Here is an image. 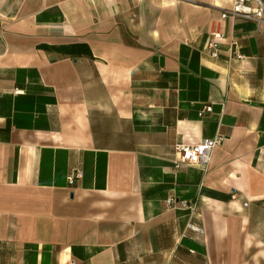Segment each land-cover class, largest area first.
Here are the masks:
<instances>
[{"label": "crops", "instance_id": "crops-1", "mask_svg": "<svg viewBox=\"0 0 264 264\" xmlns=\"http://www.w3.org/2000/svg\"><path fill=\"white\" fill-rule=\"evenodd\" d=\"M233 2L0 0V264H264V25Z\"/></svg>", "mask_w": 264, "mask_h": 264}, {"label": "built area", "instance_id": "built-area-1", "mask_svg": "<svg viewBox=\"0 0 264 264\" xmlns=\"http://www.w3.org/2000/svg\"><path fill=\"white\" fill-rule=\"evenodd\" d=\"M222 20H250L257 22L258 25H264V2L263 0H234L233 5L230 9L225 10L221 15ZM227 39V36L218 30L211 32L207 46L205 48L206 53L212 59H218L221 53V45ZM235 42L230 43V57L242 60L244 57L234 50ZM211 107L203 108L200 116H203L205 112H211ZM223 143V138L221 136H216L213 139H206L196 145H182L178 144L175 146V160L174 169L175 171H180L184 167L189 166H199L202 164H208L211 155L219 146ZM82 173L80 171H75L71 173L68 177L70 183L77 178H81ZM167 205L169 207H181L184 209H189L191 212H196V205L187 202H176L174 198H169L167 200ZM190 229L202 233V230L189 225Z\"/></svg>", "mask_w": 264, "mask_h": 264}, {"label": "trees", "instance_id": "trees-1", "mask_svg": "<svg viewBox=\"0 0 264 264\" xmlns=\"http://www.w3.org/2000/svg\"><path fill=\"white\" fill-rule=\"evenodd\" d=\"M58 50L64 54H73L74 56L75 55L79 56L83 53H87L86 48L78 47V46L69 47V48H60Z\"/></svg>", "mask_w": 264, "mask_h": 264}]
</instances>
